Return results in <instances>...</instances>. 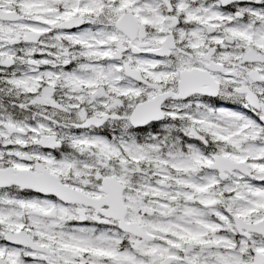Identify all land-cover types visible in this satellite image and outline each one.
I'll return each instance as SVG.
<instances>
[{"label":"snow or ice","instance_id":"6c2138e0","mask_svg":"<svg viewBox=\"0 0 264 264\" xmlns=\"http://www.w3.org/2000/svg\"><path fill=\"white\" fill-rule=\"evenodd\" d=\"M0 264H264V0H0Z\"/></svg>","mask_w":264,"mask_h":264}]
</instances>
